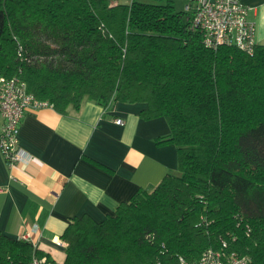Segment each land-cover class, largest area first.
Here are the masks:
<instances>
[{
    "label": "trees",
    "instance_id": "16d2710c",
    "mask_svg": "<svg viewBox=\"0 0 264 264\" xmlns=\"http://www.w3.org/2000/svg\"><path fill=\"white\" fill-rule=\"evenodd\" d=\"M0 73L61 113L145 102L179 169L101 221L73 217L62 263L0 231V264H179L222 241L264 264V45L207 48L172 0H0Z\"/></svg>",
    "mask_w": 264,
    "mask_h": 264
},
{
    "label": "crops",
    "instance_id": "0c3cea01",
    "mask_svg": "<svg viewBox=\"0 0 264 264\" xmlns=\"http://www.w3.org/2000/svg\"><path fill=\"white\" fill-rule=\"evenodd\" d=\"M243 1L251 7L256 43L264 45V0ZM146 106L116 101L103 107L85 98L65 113L50 106L26 110L18 144L31 161L8 164L0 150V231L13 239L28 233L35 248L62 263L67 244L60 235L73 217L88 214L101 221L137 190L178 174L176 145L155 142L170 127L164 117L141 118ZM2 124L0 115V131Z\"/></svg>",
    "mask_w": 264,
    "mask_h": 264
},
{
    "label": "built area",
    "instance_id": "2783aa9c",
    "mask_svg": "<svg viewBox=\"0 0 264 264\" xmlns=\"http://www.w3.org/2000/svg\"><path fill=\"white\" fill-rule=\"evenodd\" d=\"M251 7L243 0H189L183 7L190 21V28L201 34L205 47L216 50L221 45L235 46L248 55H253L257 46L255 24L249 19ZM22 48L19 45V52ZM20 55V54H19ZM52 105L38 99L27 90L19 74L5 76L0 73V115L3 119L0 131V150L8 164L31 161L29 155L18 144L19 126L26 110H36ZM117 122L123 124L121 119ZM24 233L20 239L29 241ZM45 257L34 258L33 264H43ZM179 264H247L245 256L228 250L226 241L218 248L208 247L195 261L178 258Z\"/></svg>",
    "mask_w": 264,
    "mask_h": 264
},
{
    "label": "rangeland",
    "instance_id": "374dc122",
    "mask_svg": "<svg viewBox=\"0 0 264 264\" xmlns=\"http://www.w3.org/2000/svg\"><path fill=\"white\" fill-rule=\"evenodd\" d=\"M183 0H176L175 4H176V7L179 9V10H182L183 9Z\"/></svg>",
    "mask_w": 264,
    "mask_h": 264
}]
</instances>
